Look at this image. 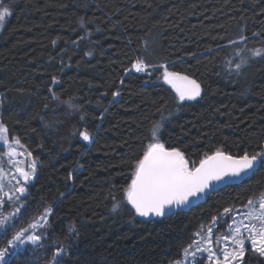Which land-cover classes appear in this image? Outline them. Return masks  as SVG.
I'll use <instances>...</instances> for the list:
<instances>
[{
	"label": "trees",
	"instance_id": "trees-1",
	"mask_svg": "<svg viewBox=\"0 0 264 264\" xmlns=\"http://www.w3.org/2000/svg\"><path fill=\"white\" fill-rule=\"evenodd\" d=\"M0 6L10 11L0 29V123L38 162L0 248L13 230L51 209L37 229L42 247L24 246L12 264H49L54 245L65 249L60 264H172L201 225L264 192L260 163L169 216L140 217L126 199L161 114L172 116L158 142L180 149L191 165L217 149L234 156L264 151V56L229 73L226 61L237 49L223 47L244 35L237 47L246 54L264 49V0H2ZM140 57L153 66L148 72L131 69ZM161 65L195 79L201 96L178 108L174 89L157 81ZM70 98L80 111L68 106ZM85 127L91 142L78 135ZM244 259L264 264L259 254Z\"/></svg>",
	"mask_w": 264,
	"mask_h": 264
},
{
	"label": "snow or ice",
	"instance_id": "snow-or-ice-1",
	"mask_svg": "<svg viewBox=\"0 0 264 264\" xmlns=\"http://www.w3.org/2000/svg\"><path fill=\"white\" fill-rule=\"evenodd\" d=\"M2 3V0H0ZM10 15L8 7L0 6V27H3L6 18ZM83 26V22H82ZM254 35H259L258 33ZM247 37L240 35L237 40H229L223 47H233L237 50L233 53L234 59L226 61V69L229 73L233 70L239 74L240 70L247 66L250 60L264 56V49H256L251 54L245 48L237 46L245 43ZM55 44V41H53ZM148 45L145 44V51ZM90 54V53H89ZM234 66V67H233ZM153 66L146 63L143 57L137 58L132 62L131 69L137 73L148 72ZM164 67L163 80L170 85L176 94V102L178 108L184 102L193 101L201 96V85L188 75L169 72ZM130 70L125 69L128 73ZM56 78L53 77V84ZM52 92V89H49ZM114 97L118 96L117 92H113ZM53 99H58L53 93ZM74 111H80L79 105L72 98L66 102ZM172 113L168 116L161 114L160 122H157L152 128V138L155 142L149 143L143 152V155L136 161L132 174L131 183L126 190L127 204L131 205L136 215L140 217H161L170 213L175 208H183L192 204L193 200H199L201 196L207 195L209 192L216 190V184H223L226 181L239 179L241 176L248 175L256 170L257 165L264 163V151L254 154L245 152L243 155L233 156L217 149L211 155L205 154L199 164L195 162L189 166V161L185 158L184 153L178 148H166L163 143L158 142L157 133L162 123L170 119ZM85 117L81 116V123ZM82 142H91L93 139L86 127L78 133ZM19 140L9 141L7 129L0 123V146L8 148L9 164L12 163V155L16 149L13 145H19ZM31 156V153H28ZM28 170L21 167L15 168V173L8 183L15 185L5 191L4 175L2 167H0V229H5L11 222L15 220L24 205L16 207L11 213L4 214L5 207L13 205L24 198L28 193V187L36 174L35 162L27 166ZM71 178V173L69 174ZM259 204L258 209L255 207ZM120 204H114L113 210H117ZM51 209H46L44 215L38 217L37 221L32 222L25 228L16 231L11 239L7 241V245L0 248V264H12L13 258L22 248L28 244L34 246L35 249L42 247V235L37 233V229L43 228L47 223L48 215ZM231 216L232 223L228 225V234L217 238V243L223 242V264H239V261L245 255V243L250 242L252 250L264 257V193L260 195L258 200L249 199L244 209H232L225 207L221 213L214 216L207 228V236L202 235V231H197L194 236L198 240L193 244L197 245L193 250V245H189L184 250L185 258L189 256L195 258L201 251L209 253V259L215 258V264H221L212 248V235L215 227L220 225L222 221L227 220ZM242 217V218H241ZM43 221V223H41ZM203 227V226H202ZM70 233L75 232V227L69 229ZM31 233V234H29ZM246 233V235H245ZM200 245H204L201 247ZM231 245V247H229ZM55 251L49 261V264H60V259L65 254L63 246L54 245ZM198 264V262H196Z\"/></svg>",
	"mask_w": 264,
	"mask_h": 264
},
{
	"label": "rangeland",
	"instance_id": "rangeland-1",
	"mask_svg": "<svg viewBox=\"0 0 264 264\" xmlns=\"http://www.w3.org/2000/svg\"><path fill=\"white\" fill-rule=\"evenodd\" d=\"M1 29V27H0ZM164 70L165 68L164 67H161L160 68V73H159V76L157 78V81L159 82H164L163 80V73H164ZM135 71V70H134ZM169 71V70H168ZM170 72V71H169ZM166 84V83H165ZM8 135V133H7ZM8 138H9V141L12 142L14 139H17V138H14V137H10L8 135ZM20 142V141H19ZM13 147H15L16 151L15 153L12 155L11 159H12V163L9 164V157L7 155L8 153V148L5 147V146H0V167H2L3 169V172L5 173L4 175V183L6 185L5 187V191H9L13 185H15V181L13 180L12 181V184H9L8 181L9 179L15 174L18 176L17 173H15V168L16 167H21V168H25L26 170H28L27 166L32 164L33 162H35V165H36V173H37V160L32 156H29L28 153H30L24 146L23 144L20 142L19 145H13ZM189 166L191 167L192 165L189 163ZM36 175V174H35ZM35 175L33 177V179L35 178ZM32 179V181H33ZM131 183V182H130ZM264 193V192H263ZM262 194V193H261ZM260 194V195H261ZM260 195L252 198L253 200H258V198L260 197ZM19 202H15L13 205L11 206H8V207H5L3 209L4 211V214H8V213H11L15 210L16 207H19ZM248 202V201H247ZM247 203H245L244 205L242 206H238V207H233L232 209H244V206L246 205ZM255 207L258 209L259 207V204L257 203L255 205ZM242 218V217H241ZM37 221V220H35ZM34 222V221H33ZM42 223V221H41ZM210 223V222H209ZM209 223L207 224H203L200 226L199 229L195 230L194 233H196L197 231H202V235L203 236H207V228L209 226ZM232 223V218L231 216H229L227 218V220H224L221 222L220 225H217L215 227V230H214V233L212 235V248H213V251L215 252V256L218 257L221 261V264H223V255H222V252H223V248H224V244L223 242H220V243H217V238L218 237H222L224 235H227L228 234V225ZM31 224V223H30ZM9 226V225H8ZM6 226V228L8 227ZM28 226V225H27ZM26 226V227H27ZM203 226V227H202ZM5 228V229H6ZM5 229H0V236L4 233ZM19 229L21 228H18V229H15L12 231V235L18 231ZM31 234V233H29ZM246 235V233H245ZM11 239V238H10ZM9 240V239H8ZM198 240V238L196 236H194V238L191 240L190 244L189 245H193V250L195 249V247L197 245H194L193 242ZM7 245V242L6 244L3 246L5 247ZM188 245V246H189ZM188 246H186L185 248H187ZM201 247H204V245H200ZM229 247H231V245H229ZM185 250V249H184ZM184 250L182 252V256L175 260L172 264H196V262H198V264H215V258H213L212 260L209 259V253L206 252V251H201L197 254L196 258H195V261H193V258L192 257H188L187 259L185 258V255H184ZM248 253H255L253 250H252V246H251V243L250 242H247L245 243V255L243 256V258L239 261V264H244V257L248 254ZM255 254H258V253H255ZM233 264H236V262H233Z\"/></svg>",
	"mask_w": 264,
	"mask_h": 264
},
{
	"label": "water",
	"instance_id": "water-1",
	"mask_svg": "<svg viewBox=\"0 0 264 264\" xmlns=\"http://www.w3.org/2000/svg\"><path fill=\"white\" fill-rule=\"evenodd\" d=\"M166 148H167V147H166ZM226 154H227V153H226ZM233 156H234V155H233ZM198 164H199V163H198ZM198 164H197V165H198ZM258 165H259V164H258ZM258 165H257V167H258ZM256 169H257V168H256ZM253 172H254V171H253ZM251 173H252V172H250L248 175L241 176L239 179H233V180H231V181H226V182L223 183V184H216L214 187H215V189L217 190V189H219L220 187H223V186H225V185H227V184L238 182V181L244 179L245 177L249 176ZM214 191H215V190H214ZM211 192H213V191H211ZM211 192H209V193H211ZM209 193H208V194H209ZM205 196H206V195H205ZM205 196H201L199 200H193V201H192V204L188 205L187 207H183V208H175V209H173L170 213L165 214L164 216H161V217H165V216L172 215V214H174V213H175L176 211H178V210L191 208L192 206L196 205V204L199 203L201 200H203V198H204Z\"/></svg>",
	"mask_w": 264,
	"mask_h": 264
}]
</instances>
